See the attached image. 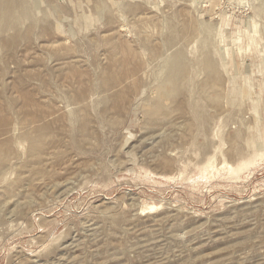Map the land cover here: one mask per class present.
<instances>
[{
    "label": "rangeland",
    "instance_id": "obj_1",
    "mask_svg": "<svg viewBox=\"0 0 264 264\" xmlns=\"http://www.w3.org/2000/svg\"><path fill=\"white\" fill-rule=\"evenodd\" d=\"M0 264H264V0H0Z\"/></svg>",
    "mask_w": 264,
    "mask_h": 264
}]
</instances>
